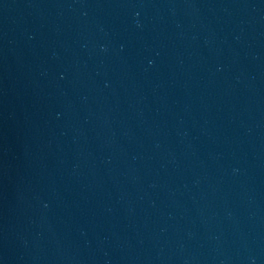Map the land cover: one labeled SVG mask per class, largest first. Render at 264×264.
I'll list each match as a JSON object with an SVG mask.
<instances>
[{
  "label": "water",
  "instance_id": "water-1",
  "mask_svg": "<svg viewBox=\"0 0 264 264\" xmlns=\"http://www.w3.org/2000/svg\"><path fill=\"white\" fill-rule=\"evenodd\" d=\"M0 264H264V0H0Z\"/></svg>",
  "mask_w": 264,
  "mask_h": 264
}]
</instances>
